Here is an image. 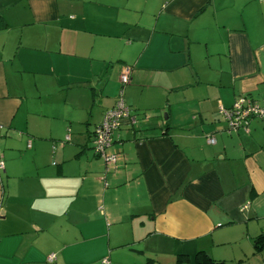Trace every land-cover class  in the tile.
<instances>
[{
    "label": "crops",
    "instance_id": "0c3cea01",
    "mask_svg": "<svg viewBox=\"0 0 264 264\" xmlns=\"http://www.w3.org/2000/svg\"><path fill=\"white\" fill-rule=\"evenodd\" d=\"M240 96L264 100V0H0V264H264V118L219 113Z\"/></svg>",
    "mask_w": 264,
    "mask_h": 264
},
{
    "label": "built area",
    "instance_id": "2783aa9c",
    "mask_svg": "<svg viewBox=\"0 0 264 264\" xmlns=\"http://www.w3.org/2000/svg\"><path fill=\"white\" fill-rule=\"evenodd\" d=\"M129 68H124L120 76L121 88L116 97L114 106L105 111L101 123L97 125L93 132L92 151L106 168L115 167L118 161V154L111 153L113 144V134L118 131L123 122L129 118V109L125 105L123 89L129 84ZM219 113L226 123V133H237L239 131L248 132L249 123L254 118H264V100L257 101L248 96H240L235 100L230 108L219 107ZM68 139V138H67ZM209 144H214V138H208ZM3 163L0 162V170ZM53 256L49 257V261Z\"/></svg>",
    "mask_w": 264,
    "mask_h": 264
},
{
    "label": "trees",
    "instance_id": "16d2710c",
    "mask_svg": "<svg viewBox=\"0 0 264 264\" xmlns=\"http://www.w3.org/2000/svg\"><path fill=\"white\" fill-rule=\"evenodd\" d=\"M255 249L256 251H260L264 249V236H260L256 239L255 241ZM195 264H222V263H217L213 261L212 259L208 258L206 255L203 253H198L195 257Z\"/></svg>",
    "mask_w": 264,
    "mask_h": 264
}]
</instances>
